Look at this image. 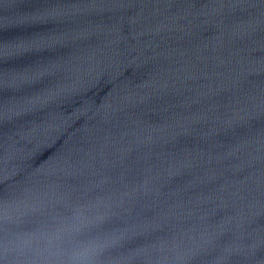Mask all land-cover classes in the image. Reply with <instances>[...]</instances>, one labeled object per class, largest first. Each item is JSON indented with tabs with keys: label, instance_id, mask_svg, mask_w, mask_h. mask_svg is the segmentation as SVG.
<instances>
[{
	"label": "water",
	"instance_id": "1",
	"mask_svg": "<svg viewBox=\"0 0 264 264\" xmlns=\"http://www.w3.org/2000/svg\"><path fill=\"white\" fill-rule=\"evenodd\" d=\"M91 245L264 264V0H0V264Z\"/></svg>",
	"mask_w": 264,
	"mask_h": 264
},
{
	"label": "clouds",
	"instance_id": "2",
	"mask_svg": "<svg viewBox=\"0 0 264 264\" xmlns=\"http://www.w3.org/2000/svg\"><path fill=\"white\" fill-rule=\"evenodd\" d=\"M63 230H57L52 236L37 237L31 236L29 242L35 241L37 244L43 239L48 245H52L55 242L63 240ZM99 249L98 245H91L84 247L82 250L74 249L71 255L66 261H62V264H93L92 257L97 254Z\"/></svg>",
	"mask_w": 264,
	"mask_h": 264
}]
</instances>
